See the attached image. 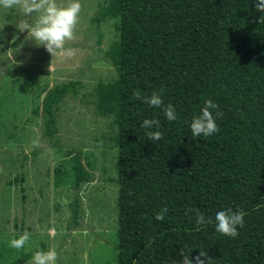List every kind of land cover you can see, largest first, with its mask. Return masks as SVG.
I'll return each instance as SVG.
<instances>
[{"label": "trees", "instance_id": "1", "mask_svg": "<svg viewBox=\"0 0 264 264\" xmlns=\"http://www.w3.org/2000/svg\"><path fill=\"white\" fill-rule=\"evenodd\" d=\"M261 15L254 0H107L94 15L96 23L118 19V40L105 56L116 79L95 90L116 127V264H180L182 250L194 258L200 249L215 264H264ZM159 89L177 121L134 99L136 90L150 96ZM74 92L72 82L60 83L40 102L41 135L59 152L55 108ZM206 99L219 105V131L194 137L190 123ZM146 118L160 121L162 140H148L140 127ZM62 153L74 188L87 182L78 157ZM68 207L75 225L77 198ZM164 207L165 219L156 220ZM229 208L247 213L235 239L216 231V212ZM196 212L212 222L197 225Z\"/></svg>", "mask_w": 264, "mask_h": 264}, {"label": "rangeland", "instance_id": "2", "mask_svg": "<svg viewBox=\"0 0 264 264\" xmlns=\"http://www.w3.org/2000/svg\"><path fill=\"white\" fill-rule=\"evenodd\" d=\"M66 6L69 0H56ZM107 0H80L75 38L52 55L22 31L37 14L0 7V264H32L35 252L56 249L57 264H116V127L98 108L97 85L116 79L105 61L117 42V18L93 21ZM72 82L55 108L57 151L41 135L40 102L54 85ZM35 142V143H34ZM76 155L89 179L74 188ZM57 170V172H56ZM77 198L79 217L70 221L69 202ZM28 231L20 250L9 241Z\"/></svg>", "mask_w": 264, "mask_h": 264}, {"label": "clouds", "instance_id": "3", "mask_svg": "<svg viewBox=\"0 0 264 264\" xmlns=\"http://www.w3.org/2000/svg\"><path fill=\"white\" fill-rule=\"evenodd\" d=\"M0 7L4 9H20L26 17L37 14L34 24L21 25L22 31L27 30L29 36L39 45H43L46 51L54 55L58 51L73 54L72 49H65L66 41L75 38V27L82 9L80 0H69L66 6H60L56 0H0ZM255 9L264 14V0H254ZM258 23L264 24V15L259 16ZM163 89L154 90L150 96L142 95L139 90L134 92V99L141 100L152 108H160L165 118L172 122L178 120L176 108L171 104L165 105L161 93ZM215 113V115H214ZM219 105L212 99H206L201 113L194 116L190 123L191 133L194 137H209L219 131L216 117L220 116ZM145 129V135L149 141H159L163 139V133L159 131L160 121L158 119L146 118L140 124ZM155 128L157 130L152 131ZM35 143V142H34ZM168 213V208H162L155 216L156 220L163 221ZM243 210L233 211L231 208L216 212V231L230 238L239 236L238 227H244ZM211 218H206L204 214L196 212V224L203 225L211 223ZM31 233L28 231L18 235L9 241L10 247L20 250L30 240ZM191 250L181 251L182 260L180 264H215V259L204 249H200L199 254L190 258ZM58 252L52 248L47 251L35 252L32 257V264H57ZM175 264V262H174Z\"/></svg>", "mask_w": 264, "mask_h": 264}]
</instances>
